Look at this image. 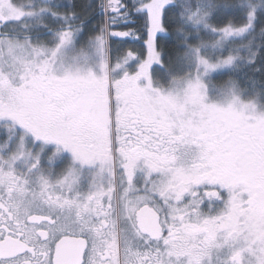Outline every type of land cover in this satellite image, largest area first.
<instances>
[{
  "label": "snow or ice",
  "instance_id": "obj_1",
  "mask_svg": "<svg viewBox=\"0 0 264 264\" xmlns=\"http://www.w3.org/2000/svg\"><path fill=\"white\" fill-rule=\"evenodd\" d=\"M0 264H264V0H0Z\"/></svg>",
  "mask_w": 264,
  "mask_h": 264
},
{
  "label": "trees",
  "instance_id": "obj_2",
  "mask_svg": "<svg viewBox=\"0 0 264 264\" xmlns=\"http://www.w3.org/2000/svg\"><path fill=\"white\" fill-rule=\"evenodd\" d=\"M126 47H138L137 44H129V45H126Z\"/></svg>",
  "mask_w": 264,
  "mask_h": 264
}]
</instances>
